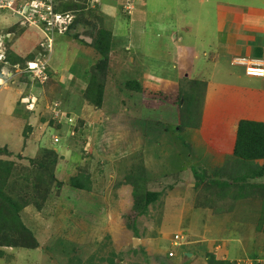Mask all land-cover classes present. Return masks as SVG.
<instances>
[{
    "label": "rangeland",
    "instance_id": "374dc122",
    "mask_svg": "<svg viewBox=\"0 0 264 264\" xmlns=\"http://www.w3.org/2000/svg\"><path fill=\"white\" fill-rule=\"evenodd\" d=\"M3 1H7L5 5L10 2ZM16 1L19 6L32 0ZM54 2L60 13L59 7L67 4L66 11L74 13L71 23L75 27L53 19L49 26L26 23L11 9H0V59L5 60L2 55L11 46L23 62L31 52L37 54L36 60L48 72V79L41 78V82L20 74L25 65L11 68L0 61L4 65L0 76V164L9 169L0 194L20 207L11 224L30 229L27 235L19 230L0 232V264H110V260L113 264H172L167 253L172 250L173 235L184 229L179 225L195 222V215H199L197 228L210 222L203 208L191 213L201 197L193 184L205 175L202 160L218 155L225 143L227 153L233 155L240 123L264 125V110H253L260 112L259 117L249 110H184L185 96L192 90L203 91L198 89L202 83L192 81L191 75L189 81L180 78L176 97L163 90L143 64L153 61V52L137 50V44L131 54L125 52L140 60L133 63L120 52L122 45L111 49L107 76L102 80L105 100L96 107L87 101L84 89L99 55L91 45L82 43L76 48L74 36L95 33L93 26L99 23L111 31L110 15L104 13L101 0ZM127 2L118 8L123 15L133 7L131 0ZM17 7L12 4L13 9ZM138 35L141 38L136 34L132 42ZM128 45L133 47V43ZM136 79L141 93L124 87L126 81ZM204 144L212 151L206 157L196 149ZM263 161L264 157L253 161L246 171L260 169ZM192 168L199 176L194 177ZM72 178L85 187H73ZM212 178L203 179L207 189L213 185ZM244 181L247 191L244 188L243 194L263 202L255 229L264 232L258 229L260 224L264 227V189L260 187L264 176H248ZM147 192L158 195L145 205ZM223 205L215 202L212 208ZM237 223L243 226L245 222ZM163 232L169 233L170 241L160 239ZM253 233L252 227L241 238ZM153 241L160 244L150 251L146 246ZM175 250L181 255V247ZM249 262L236 259L227 263Z\"/></svg>",
    "mask_w": 264,
    "mask_h": 264
},
{
    "label": "crops",
    "instance_id": "0c3cea01",
    "mask_svg": "<svg viewBox=\"0 0 264 264\" xmlns=\"http://www.w3.org/2000/svg\"><path fill=\"white\" fill-rule=\"evenodd\" d=\"M121 2L128 3L127 0H101L104 13L110 15L112 22V48L116 44L122 45L119 48L122 55H126L125 52L131 54L135 44L138 45L137 50L152 51L153 61L143 64L148 67L147 73L158 86L176 97L180 92L179 87L177 89L180 78L186 77L189 81L193 75L192 81L202 83L199 88L203 91L199 92H204L200 110H242L251 111L250 114L255 117L261 115L253 110H264V77L247 76L246 63L235 60L241 58L244 62H249L264 59V0H131L133 7L129 14L124 12V15L118 10ZM135 28L138 30L135 31ZM134 33L140 34L141 38L138 35V39L132 42L133 36H136ZM1 40L7 42L5 37ZM74 42L75 40L72 41ZM128 43H133V47H128ZM75 44L76 48L83 46L78 41ZM112 54L113 51L109 54L111 58ZM126 56L128 62L140 61ZM136 81L140 83L138 79ZM202 142L197 141V144ZM216 143L219 144L218 141ZM224 145L223 150L217 151L218 155L203 159L205 166H200L205 170L204 179L213 176L215 183L212 187L207 189L202 181L197 185L198 180L193 184L201 197L198 198L199 206H195L197 208L191 213L203 208L207 210L205 215L210 222L204 228H197L199 224L196 220L199 215H195V222L186 226L179 225L182 229L184 227L178 232L183 236L182 243L178 246L182 248V253L179 255L175 250L174 256L167 258L173 260L172 264H207V261L215 264L221 260L228 264L236 259L255 262L264 258V232H256L255 229V221L262 212L263 202L256 200L257 197L250 199L246 195L241 199L237 195L239 189L234 185L230 174L223 170L225 162H229V165L232 163V166L237 160L227 153L228 144ZM206 147L204 144L196 149L206 157L209 153L212 154ZM212 163L214 165L210 167ZM229 165L226 166L227 169ZM232 170L234 171L231 172ZM232 170L229 173L237 172V169ZM217 182H230L231 187L224 188L220 194L216 188ZM228 194L235 202L234 207H231L233 204H229V199L226 198ZM204 197L207 202L204 201L201 205L200 201ZM215 202L224 205L218 209L212 208ZM238 220L248 226L245 223H242L243 226L239 225ZM252 227V237L248 235L241 238ZM170 238L169 233L163 232L160 239L170 241ZM159 244L160 241H153L146 247H150L151 251Z\"/></svg>",
    "mask_w": 264,
    "mask_h": 264
},
{
    "label": "trees",
    "instance_id": "16d2710c",
    "mask_svg": "<svg viewBox=\"0 0 264 264\" xmlns=\"http://www.w3.org/2000/svg\"><path fill=\"white\" fill-rule=\"evenodd\" d=\"M89 0H87L88 2ZM18 1L13 0V6L16 7L18 6ZM54 6V5H53ZM61 10V14H73V18H74V13L72 11H66L69 10L67 4H62L61 7H59ZM65 11V12H64ZM56 12L60 13L59 11L56 10ZM17 18V17H16ZM76 20V18H75ZM74 20V22H75ZM72 24V26H71ZM70 27L72 29V27H75V23H71ZM94 25V23L92 24V26ZM69 26V25H68ZM102 25L99 24H95L93 27H96L95 29V33H89L88 35H86L85 37L89 36L91 39L90 44L85 42L83 39L79 38L78 34H76V36H74L75 38H77V41L80 43H83L85 45H91V47H93L95 49V52L97 53V55H99V59L98 61L95 63L93 69H92V73L91 76L89 75V78L87 79V87L84 90V96L86 97L87 101L89 103H92L93 105H95L96 107H101L102 101L105 100V97L103 98V81L106 75V71H107V63L110 59V52L112 49V43H111V31L110 29L107 31L104 30V28L101 27ZM74 30V29H73ZM55 32H53L54 34ZM5 53V54H4ZM3 53V57L5 56V60L4 58H2L1 60H4L5 65H9L11 68L16 67V66H22L21 64H23L24 67H26L27 62L28 61H32L35 59V53L29 54L28 56H26L28 59L26 61L23 62V60L20 58L19 54H15L12 47L10 46L9 48L6 49V52ZM21 63V64H20ZM25 63V64H24ZM3 63H0V76L2 68H3ZM20 67V69H24ZM48 73V72H47ZM46 73V74H47ZM20 74H24L26 78H29L27 73L24 71H21ZM19 74V76H20ZM48 76V74H47ZM3 77V75H2ZM48 79V78H47ZM197 85V84H194ZM124 87L127 90L135 91L137 93H141L142 92V87L141 84L139 82H137L136 80H128L125 82ZM124 88V89H125ZM199 89V86H198ZM195 91V92H194ZM192 94H187L184 98L185 104L183 106L184 110L186 111H192V110H200L199 108V104L201 103V100L204 99V92L201 91V93L199 92V90H192L191 91ZM194 92V93H193ZM194 94V95H193ZM203 102V101H202ZM22 105V104H21ZM20 106H18V111L22 112V110ZM233 156L235 157L236 161V167L235 168H231L228 167V170L230 171V169H237V172L235 173H229V171L227 172V168L226 166L223 168L224 173L226 174H230L229 176L232 177V175H234L232 177L233 179V183L234 185H236L237 189H239V195L241 197V199L243 197H245L247 194L245 193V195L243 194V190L244 188H246V183L244 180L247 179L248 176H254V177H263L264 176V161L262 166L260 167V169L258 168L259 166H257V168L254 169V167H250L247 169V166H251L253 161L255 160H259L262 159L264 157V125L258 122H254V121H248V122H241L238 128V138L235 142V146H234V151H233ZM240 163V164H239ZM239 164V165H237ZM238 166V167H237ZM226 168V169H225ZM241 168V170H240ZM242 170L245 171V173H242ZM253 170V172H251ZM234 170H232L231 172H233ZM240 171V172H239ZM192 172L194 174V176H199V172L195 169L192 168ZM239 173V174H237ZM254 173V174H252ZM252 174V175H251ZM9 176V169L6 168L5 165L0 164V188L4 185L7 177ZM204 176H199L200 178H198V182L196 183L198 185L199 181H202V183H204ZM213 183H215L212 180ZM240 182V183H238ZM72 184L73 187L76 188H84L85 185L83 183L80 182L79 179L76 178H72V181L70 182ZM216 183V188L219 190L218 193L221 194V192L223 193V189L224 188H230L231 184L230 182H226V183ZM219 184V185H218ZM234 185L232 187H234ZM261 188L264 189V184L260 185ZM247 191V190H246ZM235 192H237L235 190ZM158 193L156 192H147L146 193V200H145V205L150 204L151 202H153L156 198H157ZM4 196V195H3ZM0 194V221H4L2 224H0V232H3V230H19L20 233L27 235V233L30 231V229L27 228V226H25L24 224H21L20 226L16 224V226L14 224H11V222H13V220H11L12 218L17 216L15 215V211L17 208H20L19 206H17V204L11 202V200L4 196V200H2L3 197ZM226 198L229 199V204H234V200L232 198V196H230L229 194L226 196ZM222 199H224V196L222 195ZM262 222V220H261ZM264 224V221L262 222ZM16 227L15 229H13V227ZM258 229H263L264 231V227L262 226V224H260ZM28 231V232H27ZM23 242V241H22ZM21 242V243H22ZM19 246V245H18ZM22 247H24L23 245H21ZM2 256V252L0 251V257ZM213 257H211L212 259ZM110 264H113V262L110 260L109 262ZM215 264H225V262L223 263L222 261H219L218 263L215 262Z\"/></svg>",
    "mask_w": 264,
    "mask_h": 264
},
{
    "label": "built area",
    "instance_id": "2783aa9c",
    "mask_svg": "<svg viewBox=\"0 0 264 264\" xmlns=\"http://www.w3.org/2000/svg\"><path fill=\"white\" fill-rule=\"evenodd\" d=\"M6 3L7 1L0 0V5L3 6L2 9H11V7L4 8ZM54 3H55L54 0H35L33 2L25 4L22 7H17L14 10V12L18 13L19 15L26 16L27 20H29L32 24L40 22L41 24L45 23L47 26H49V23L52 21V19L56 23L60 22L61 24H69L71 22L72 16L71 18H68L67 13L61 14L56 12L53 6ZM61 18L62 20L60 21ZM243 60L244 59L240 58V60H235V61L240 63H246L245 74L247 76L258 77V78L264 77V60L260 59L249 62H244ZM39 68L40 69L38 71V74H36V69L33 63H28V66L24 68L22 71H25L28 77L37 78L42 82L41 78H44V80L46 79L43 64H40ZM182 240H183V236L180 233L174 234L172 237V246H173L172 248H175L176 246L180 245L182 243ZM173 255H174V251L170 250L168 252V257H173ZM249 264H253V263L250 262ZM256 264H264V259L261 262H259L258 260Z\"/></svg>",
    "mask_w": 264,
    "mask_h": 264
},
{
    "label": "bare ground",
    "instance_id": "6f19581e",
    "mask_svg": "<svg viewBox=\"0 0 264 264\" xmlns=\"http://www.w3.org/2000/svg\"><path fill=\"white\" fill-rule=\"evenodd\" d=\"M33 1H35V0H32V1H30V2H33ZM30 2H27V3H25V4H28V3H30ZM12 4H13V0L11 1L10 0V2H8V5H5V7L4 8H8V7H11V12L13 13L14 12V10L15 9H13L12 8ZM25 4H20L18 7H22V6H24ZM17 7V6H16ZM0 9H2V5H0ZM8 10V9H7ZM15 13V12H14ZM15 16H19L18 15V13H15ZM23 16V15H22ZM71 16H72V19H73V14H68V18H71ZM22 18V17H21ZM23 18H25V21H26V23H31L29 20H27V18H26V16H23ZM72 19H71V21H72ZM35 24H37V23H35ZM43 24V23H42ZM40 22L38 23V25H42ZM71 24V22L69 23V24H67V26L68 25H70ZM54 32V31H53ZM79 38H81V39H83V37H79ZM85 38H88V37H85ZM89 39L90 38H88V42L87 43H90L89 42ZM84 40V39H83ZM91 40V39H90ZM85 41V40H84ZM86 42V41H85ZM36 56H37V54L35 55V59L34 60H32V61H28L27 62V65H26V67L28 66V63H33V65H34V67H35V69H36V74H38V71H39V67H40V63L38 62V60H36L37 58H36ZM2 57H3V55H2ZM30 65H32V64H30ZM26 67H24V68H26ZM46 68V67H45ZM25 72V71H24ZM45 78L47 79V74H45Z\"/></svg>",
    "mask_w": 264,
    "mask_h": 264
},
{
    "label": "clouds",
    "instance_id": "9594fccd",
    "mask_svg": "<svg viewBox=\"0 0 264 264\" xmlns=\"http://www.w3.org/2000/svg\"><path fill=\"white\" fill-rule=\"evenodd\" d=\"M263 60H264V59H263ZM0 61H2V60L0 59ZM3 74H4V73H3ZM256 78H258V77H256ZM171 246H172V245H171ZM178 246H179V245H178ZM178 246H176V247H178ZM172 247H173V246H172ZM176 247H175V248H176ZM175 248H172V250L175 251ZM167 256H168V253H167ZM173 256H174V255H173ZM169 258H172V257H169ZM263 259H264V258H262V260H263ZM258 260H259V259H258ZM258 260H256V262H257ZM250 262H251V263H254L252 260H250ZM250 262H249V263H250ZM249 263H248V264H249Z\"/></svg>",
    "mask_w": 264,
    "mask_h": 264
},
{
    "label": "water",
    "instance_id": "95a60500",
    "mask_svg": "<svg viewBox=\"0 0 264 264\" xmlns=\"http://www.w3.org/2000/svg\"><path fill=\"white\" fill-rule=\"evenodd\" d=\"M83 39H84L86 42H88V38L83 37ZM89 42H91L90 39H89ZM187 255L190 256V254H187Z\"/></svg>",
    "mask_w": 264,
    "mask_h": 264
}]
</instances>
